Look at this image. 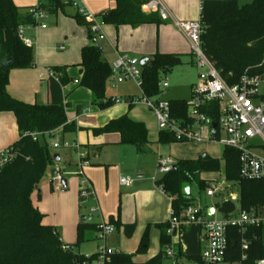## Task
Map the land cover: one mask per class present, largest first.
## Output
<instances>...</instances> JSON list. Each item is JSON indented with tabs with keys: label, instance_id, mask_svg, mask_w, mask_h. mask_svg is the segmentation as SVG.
Returning a JSON list of instances; mask_svg holds the SVG:
<instances>
[{
	"label": "trees",
	"instance_id": "16d2710c",
	"mask_svg": "<svg viewBox=\"0 0 264 264\" xmlns=\"http://www.w3.org/2000/svg\"><path fill=\"white\" fill-rule=\"evenodd\" d=\"M114 8L98 14L100 20L117 28L128 24L136 27L141 24H159L157 13H144L141 0H115ZM69 4L61 0H45L44 7L49 14L56 13ZM32 8V7H31ZM30 8V9H31ZM78 23L89 26L75 12L72 15ZM199 17L204 28L201 36L203 48L208 59L214 64L221 76L230 84L245 72L264 74V0H251L239 4L238 0H205L201 4ZM31 21L30 10L21 13L12 0H0V112H13L19 138L7 146L15 151L14 158L0 169V264H83L93 262L96 252L88 257L73 248L83 240L86 229H97V224L79 222L77 240L69 249H63L59 233L52 225L42 223L43 214L33 205L31 195L37 189L47 169L54 164L53 153L46 140V133L62 127L64 131L74 130L73 123H67L62 87L68 81L66 66L49 67L58 78H48L50 102L26 103L12 97L7 91L11 69L28 68L34 65L32 48L25 46L17 37L20 24ZM79 86L91 92V102L99 108H107L112 103L106 94V82L111 67L102 58L94 45L87 44L80 49ZM180 63L178 54L155 53L142 65L141 89L148 97H157L161 90L158 82L161 77ZM171 115L190 122L188 102L184 99L169 100ZM130 107V105H129ZM95 133L117 132L119 142L141 149L148 142V133L142 122L134 121L125 113L110 119L104 125L93 128ZM26 132L40 133L35 139ZM160 143L176 140L167 131L159 132ZM225 180L237 185V197L230 193L216 202L222 217L236 215L238 209L264 207V178L246 180L239 175L238 151L224 147L222 159L205 155L197 159H179L175 167L163 174L155 183L169 196L173 197L171 206L176 212L192 203L190 194L180 193L183 182L195 183L199 189H206L209 183L200 178L202 172L221 171ZM53 190V188L51 187ZM109 224L123 226L126 234L134 229V224H122L120 220H108ZM162 225V224H161ZM165 230L160 231V250L146 264H163L164 247L171 236ZM227 247L224 260L234 264H256L264 259V226H248L242 229L238 224L227 226ZM247 249H242V241ZM147 248V232L141 237L137 252ZM242 255L245 258H242ZM112 264H132L131 257L121 252L109 254ZM179 253V257H180ZM187 263L201 264L200 255L186 256Z\"/></svg>",
	"mask_w": 264,
	"mask_h": 264
},
{
	"label": "built area",
	"instance_id": "2783aa9c",
	"mask_svg": "<svg viewBox=\"0 0 264 264\" xmlns=\"http://www.w3.org/2000/svg\"><path fill=\"white\" fill-rule=\"evenodd\" d=\"M203 1L205 0H200V8ZM44 2L45 0H37L30 9L31 21L17 27V37L27 47L32 48L34 45L32 38L26 34L27 30L36 31L47 27L46 20L49 13L43 5ZM68 3L88 23L89 44L103 52L104 41L107 37L103 22L86 8L82 0H68ZM141 10L144 13L155 12L161 20L169 17L162 0H141ZM174 24L190 41L193 64L198 71L197 80L192 86L191 98L188 101L190 122L172 116L168 100L148 97L143 93L141 89L142 65L139 59L127 53H117L110 64L109 79L113 81L112 85L126 79L136 82L141 89V97H129L124 101L128 105L143 103L153 112L159 130L171 132L179 141L212 140L223 147L233 148L239 154V175L242 179L260 180L264 178V74H252L245 71L236 82L228 83L205 54L201 39L204 28L200 17L196 21L174 20ZM60 49L63 47L60 46ZM45 71L49 77L58 78V75L50 68H46ZM165 85L166 81L160 79L159 88ZM202 128H205L204 133L201 131ZM53 133L54 130L46 133V136H51ZM26 134L35 139L40 133L26 132ZM53 145L58 146L59 140L54 141ZM65 146L69 144L65 143ZM70 146L76 147L74 143ZM15 154L14 150L7 147L0 150V169L9 163ZM88 163L85 154L82 155L77 162V173L83 175L82 165ZM175 163L176 160L171 156L160 155L157 159V172L162 175L168 173L175 167ZM54 170L51 186L53 189H62L63 172L58 166H55ZM153 179L155 180V177ZM132 182L129 176L119 177V184L122 186H130ZM52 183H55L54 187ZM218 190L220 188L213 184L207 187L205 192L209 196H214L219 192ZM80 193L82 198L94 199L93 191L86 184L80 189ZM229 195L232 199L237 197L236 193ZM170 197L173 200V197ZM98 210L97 205L91 206L89 213L84 215V222L90 221ZM192 223H198L201 226L205 238V247L200 253L201 264H234L224 260V251L227 247V226L238 224L242 229L248 226H264V207L238 209L233 217L209 219L203 216L202 208L193 203L186 205L178 212L171 206L166 233L172 237L174 233ZM97 225V238L105 239L108 234L115 231L114 226L108 222ZM247 245V242L243 240L242 249H247ZM62 248L69 249L70 245L63 243ZM113 252L115 251L108 250L106 246L99 247L94 261L91 263L84 261L83 264H112L109 254ZM164 258L168 262L163 264H179V252L173 249L171 240L164 247ZM242 258L245 256L242 255ZM256 264H264V259H259Z\"/></svg>",
	"mask_w": 264,
	"mask_h": 264
},
{
	"label": "rangeland",
	"instance_id": "374dc122",
	"mask_svg": "<svg viewBox=\"0 0 264 264\" xmlns=\"http://www.w3.org/2000/svg\"><path fill=\"white\" fill-rule=\"evenodd\" d=\"M249 1L251 0H238L239 4H244ZM73 9L74 8L72 6L67 5L65 11L59 9L56 15L48 14V21L46 22L47 28L45 30L54 33V35L48 39L45 37H40L39 39L38 37V42L41 46L39 53L40 55L46 54L48 60H60L64 56H68L69 59H72L75 54H78L82 43H90V39L86 35V26L78 23L75 18L66 14L72 13ZM91 13L97 15L99 12ZM198 19L199 17L193 19L192 21H196ZM103 29L104 31L107 30V28L104 27ZM109 37L111 36H108V38ZM108 38L106 37V41ZM189 44L190 51L192 53V45L190 41ZM60 46H62L64 50L60 51ZM32 56L34 59L35 48H32ZM131 56L137 59L141 58V56ZM44 58L46 59L45 55ZM70 71L74 72V74H72V79L70 80V83L72 84L75 82L76 78V67L70 66ZM195 74V69L192 70L185 64L178 63L172 67V69L164 76L167 89L162 88L163 96L168 98L173 96V93H176L175 95H181V97L188 99L190 89L188 86L186 87L185 79H188L190 76H194ZM112 82L113 81L111 79L106 82V94H108L113 100V103L109 107L101 109L96 104L90 102H86L84 104L92 110L91 117L94 119L97 118L98 122H103L105 119H110L112 116H119L122 111L126 109L124 100H126L130 95H133L134 97H141V89L139 85L131 79H126L115 85H112ZM131 109V114H135L134 116L137 117H145L148 116L149 113L148 108L144 105H136ZM66 117L69 121L75 120L77 125L81 124L83 121V118L81 117L76 118L73 103H71V105H69L66 109ZM201 131L204 133L205 128H202ZM148 135L149 139H156L157 131L153 132L149 130ZM117 136V132L95 133L93 131V127L87 128L86 126H83L82 128L77 127L74 130L63 131V138L60 141L61 145L59 144L56 147L53 145V137L47 135L46 140L48 145L52 147L56 153L61 152L63 156L65 152H69L68 154L70 155L72 161L77 160L78 162L81 156L86 154L88 151L90 155L87 159L88 162L101 159V161L107 163L111 172L110 187L112 185V177L115 176L116 172L118 175L129 176L132 178L133 182H137V180L142 181L140 201L138 203L141 214L138 216L137 224L143 225L145 223L144 228L141 229V226L139 227L133 223V231L130 234H126L123 226L117 227L113 224L115 231L108 234L105 239L97 238L96 230L86 229L83 233V240L80 241L78 245L73 248V250L76 252L80 251L84 253V255H90L91 253L98 251L99 247L106 246L108 250H120L123 253L130 255L133 264H145L149 253L153 250L155 253H158L159 234L161 230H165V226L162 223H151L147 225L146 222L147 219H149V215L154 213L156 210L163 211L165 202L151 193L152 185L156 188H161L160 185L155 183V180L162 176V174L157 172L155 153L161 152L164 155L173 157L175 160L184 158L197 159L200 154L206 153L210 157L221 160L223 146L212 140L202 142L194 140L175 141L171 143H162L163 145L159 146H153L136 156V151L133 147H130L127 144H115L112 142L113 140H111V138L115 139ZM65 143H68L69 146H65ZM71 143H74L76 147H71ZM2 149L3 148L0 150ZM93 154H97V158H94ZM55 163L63 172V177L67 180V188L65 190L54 188L50 192L49 185L53 174L51 173L52 168L49 167L45 173L46 177L41 180L42 182L39 184V188L41 190L35 199L46 213V221L57 226L60 230L62 239H64V243H66L65 241H68L72 245L77 240V226L80 221V216L82 214H88L91 206L96 203L88 197L85 198V202L80 201V198H82L80 189L83 188L85 184V177L83 175L78 174L76 170H72L73 167L68 163L59 164V161ZM87 165H82V168L84 169ZM153 177H155V180ZM200 178L206 180V182L209 183V186L210 183H213L221 189V191L215 193L214 196H209L206 194L205 189H199L195 183L190 184L191 202L203 209L207 206L215 205V203L219 202L222 197H227L229 193L232 195L237 193V185L225 180L222 161L221 171L202 172L200 174ZM52 185L54 187L55 183H52ZM115 188L116 187L114 186V189ZM119 191L123 194L125 189L119 188ZM125 204L124 209L126 210L128 204L127 200ZM120 207L121 200L119 208ZM169 208L166 220L169 218ZM98 215L99 210L93 214L90 221L86 222H107L106 218L104 220L103 218H99ZM207 217L209 219H220L222 218V215L218 209H216L214 214ZM187 227L189 228V232L181 234L182 249L201 253L204 248L202 243L199 241L200 233L198 225L196 223H192ZM145 231L147 232V248L144 252H137L141 236ZM177 238V233H174L171 238V245L175 251H177L178 248ZM150 257L151 256H149V258ZM182 262L184 261L182 260Z\"/></svg>",
	"mask_w": 264,
	"mask_h": 264
},
{
	"label": "crops",
	"instance_id": "0c3cea01",
	"mask_svg": "<svg viewBox=\"0 0 264 264\" xmlns=\"http://www.w3.org/2000/svg\"><path fill=\"white\" fill-rule=\"evenodd\" d=\"M12 1L16 6L19 7L20 12L23 14L28 12L30 8L37 2V0H12ZM61 1L63 3H67L68 0H61ZM82 1L89 11L93 13L99 12L98 14L106 12L107 10L114 8L116 5L115 0H82ZM162 2L167 8L169 17L166 20H160L159 24L147 23V24L138 25L136 27H133L128 24H124L115 28L113 25H107L103 23V27L107 28V30H105L107 38L108 36L111 37H109L107 41L106 40L104 41V50L102 52V58L110 65L113 59L116 57L117 53H127L129 55L131 54L133 56H141V57L145 56L148 59L151 58L155 53L178 54L180 56L181 64H185L187 67H190L192 70L195 69L196 71V74L194 76H190L188 79H185V85L186 87L188 86L190 89L189 98L186 99L184 97H181V95H175L176 93H173L174 94L173 96L170 95L171 97L165 98L163 96L162 88L167 89V84L160 88L161 92L157 97L166 99L168 101L172 99H184L188 102L191 98L192 86L196 82L195 77L197 80L198 71L193 64V55L190 51L189 41L186 38V36L174 24V20L190 21L199 17L200 0H162ZM67 5L69 6V4ZM66 6L63 8L64 11L66 9ZM75 12L76 11L73 9L72 13H66V14L72 17V15L75 14ZM150 13H155V12H150ZM51 14L56 15L57 12ZM47 21L48 20H46V22ZM46 28L38 29L36 31L27 30L26 34L30 38H32L34 42V45L32 47L35 48L34 65L28 68H16L10 70L9 81L7 84L8 93L12 97L26 103H34V102H39L43 104L49 103L50 102V93L48 88L49 76L45 71V69L52 66L65 65L66 66L65 74H66V78H68V81L62 87V95L65 103V112L68 106L71 105V103H73L74 110L76 112V118H80V117L83 118L82 123L79 125L76 124L75 120L69 121L67 119L68 124L73 123L75 129L77 127L82 128L83 126H86L87 128L90 127L96 128L104 125L110 119L118 117V116L116 117L112 116L113 118L111 117L110 119H105V121L103 122H98L97 118L94 119L91 117L92 110H90L88 107L84 105L86 102L92 103L91 92L87 90V88L78 85L80 79V66L78 64L80 63L81 60L80 49L81 47L87 45L88 43H82L80 45L78 54H75V56L72 59H69L68 56H64L60 60L58 59L56 60L53 59L54 61L48 60L46 54L40 55L39 51L41 46L38 42V37L39 39L40 37L41 38L45 37L46 39H48L54 35V33L46 31L45 30ZM62 50L64 49H60V51ZM44 55L46 59L44 58ZM70 66H75L77 72L75 82H73L72 84L70 83V80L72 79V74H74V72L70 71ZM164 76L165 74L161 77L162 80H165ZM107 96L110 97L108 94ZM129 97H134V96L130 95ZM125 104H126V109H124L120 115L126 113L129 116V118H131L132 120L142 122L147 129V133L149 132V130L153 132L157 131L156 139L153 138L151 140L148 137V142L141 149H137L133 145H129L130 147H133L134 150L136 151L135 155L137 156L139 153L144 152L153 146L163 145L158 141L159 132L161 130L158 129L153 112L148 108L149 110L148 116L137 117L134 116L135 114L134 115L131 114V110H132L131 108L136 105H144V104L143 103L132 104L130 105V107L126 102ZM63 131L64 130L62 127H59L54 130L53 135L50 136L53 137V142L59 140V144H60V141L63 138ZM18 138H19V133L17 130L16 120L13 112L11 111L0 112V149L7 147ZM111 140H113L112 142L115 144L120 143L119 134L115 139L111 138ZM49 148L53 154L56 153V151L52 149V147L49 146ZM68 153L69 152H65L63 156L61 152L56 153L59 156V160H58L59 164L68 163L70 166L73 167L72 170L75 171L77 167V160L72 161ZM155 154H156V163H157L158 157L164 154H162L161 152ZM85 156L86 159L89 158L90 155L88 151L86 152ZM97 156H98L97 154H93L94 158H97ZM199 156H201V154ZM184 159H192V158H184ZM58 161H54V164L51 166L52 174L55 166H57L55 162ZM82 174L85 177V181H86L85 184L89 186L94 193L93 201L96 203L95 205H97L99 208V215H98L99 218H103L104 220L106 218L107 222L110 217H112L113 219L118 218L122 224L134 223L139 227L141 226V229L144 228L145 223L143 225L137 224L138 216H140L141 214L140 209L138 207L139 206L138 203L140 201V195H141L140 190L142 188L141 180H137V182H132L130 186H122L119 184V177L123 175H118L116 172L115 176H113L111 180L113 186L111 185L110 187V177H111L110 167L108 166L107 163L101 161V159L100 160L97 159L94 160L93 162H89V164L85 166L84 169L82 168ZM45 177L46 174L43 176L41 180H43ZM64 179L66 180V178ZM41 180L40 182H42ZM39 184L37 189H35L31 195L32 203L43 214L42 223L54 226L59 233L61 241L64 243V239H62L60 235V230L53 223L46 221L45 219L46 213L42 209L41 205L37 203L38 201L35 199V197L40 193L41 190L39 188L40 186ZM210 185H213V183H210ZM114 186L116 187L115 189ZM51 187L52 186L50 182L49 185L50 192L52 191ZM119 188L125 189V192L122 194L119 191ZM218 191H221V189ZM148 192L150 193L149 190ZM151 193L155 197H158L160 198V200H164L165 202H164L163 211L156 210L154 213L149 215V219H147L146 221L147 225L151 223L167 224L168 220H166V217H167L168 208L169 207L171 208V201H172L171 197L167 195L161 188L159 187L156 188L153 185L151 187ZM89 199L92 200V198L90 197ZM120 200H121V207L119 208ZM126 200L128 204L125 210L124 207L126 205L125 204ZM80 201L85 202V198H80ZM210 208H212L211 213H208ZM216 209H217L216 205H210L205 207L204 209L202 208L203 216L205 218H208L207 216L214 214ZM84 215L85 214H82L81 216ZM81 216L79 222H82ZM98 223L100 222L96 221L92 224H98ZM196 224L198 225V230L200 233L199 241L202 243L204 248L205 247L204 234L201 226L198 223ZM91 230H95V229H91ZM187 232H189L188 227L183 228L180 231L176 232L178 236L177 252H179L181 255L178 259L179 264L187 263L186 256L196 255V254L200 255V253L198 252L182 249L181 234ZM65 242H66L65 244L71 245L70 242L68 241ZM159 250H160V240H159L158 252ZM78 252L84 254L80 251ZM115 252L123 253L120 250ZM155 254L157 253H155L154 250L151 253H149L147 261L153 256H155ZM149 256L151 257L149 258ZM182 260L184 262H182ZM167 262L168 260L164 258L163 263H167Z\"/></svg>",
	"mask_w": 264,
	"mask_h": 264
},
{
	"label": "water",
	"instance_id": "95a60500",
	"mask_svg": "<svg viewBox=\"0 0 264 264\" xmlns=\"http://www.w3.org/2000/svg\"><path fill=\"white\" fill-rule=\"evenodd\" d=\"M147 57H145V56H143V57H141L140 59H139V63L141 64V65H143L146 61H147ZM213 125H215V123L213 124ZM206 154L205 153H203V154H201V157H204ZM53 160L54 161H58L59 160V156H58V154H54L53 155ZM53 173H55V170H53ZM67 188V181L65 180V179H63V181H62V190H65ZM180 193H181V195H183V196H188L189 195V193H190V184H189V182H183L182 184H181V189H180ZM211 210H212V208H210V210L208 211V213H211ZM84 216H81V221L83 222L84 220Z\"/></svg>",
	"mask_w": 264,
	"mask_h": 264
}]
</instances>
